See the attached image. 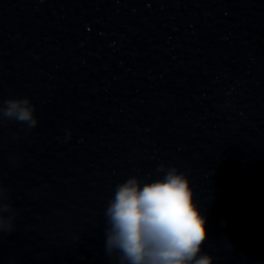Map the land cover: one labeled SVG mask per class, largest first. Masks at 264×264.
I'll use <instances>...</instances> for the list:
<instances>
[{"label": "water", "instance_id": "water-1", "mask_svg": "<svg viewBox=\"0 0 264 264\" xmlns=\"http://www.w3.org/2000/svg\"><path fill=\"white\" fill-rule=\"evenodd\" d=\"M10 96L39 123L0 124V264H118L107 202L161 163L189 175L213 264H264V0H0Z\"/></svg>", "mask_w": 264, "mask_h": 264}, {"label": "clouds", "instance_id": "clouds-1", "mask_svg": "<svg viewBox=\"0 0 264 264\" xmlns=\"http://www.w3.org/2000/svg\"><path fill=\"white\" fill-rule=\"evenodd\" d=\"M15 121L28 129L39 123L29 96L0 102V124ZM71 136V133H68ZM162 176L144 181L129 176L107 202L105 247L118 264H213L204 251L207 217L195 198L189 175L179 166L161 163ZM0 172V233L15 227V209Z\"/></svg>", "mask_w": 264, "mask_h": 264}]
</instances>
